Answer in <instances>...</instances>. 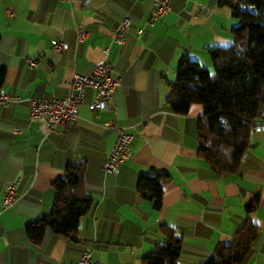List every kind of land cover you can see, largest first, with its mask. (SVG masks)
<instances>
[{"label":"crops","instance_id":"0c3cea01","mask_svg":"<svg viewBox=\"0 0 264 264\" xmlns=\"http://www.w3.org/2000/svg\"><path fill=\"white\" fill-rule=\"evenodd\" d=\"M169 4L168 12L150 21L153 0H0L1 93L63 97L74 71L87 73L104 60L120 78L114 109L83 105L76 118L47 136L31 120L26 101L0 106V264H75L84 249L91 250L96 264H141L163 241L161 225L181 235L176 264H200L246 219L259 234L244 264H264V131L251 130L236 173L218 175L197 151L201 105L192 104L186 114L166 106L182 57L209 69L207 48L228 45L238 19L218 0ZM125 15L131 24L118 44L111 38ZM77 24L88 34L80 41ZM60 41L67 47L55 50ZM93 97L88 89L86 99ZM107 122L132 135L131 156L117 173L103 168L116 137ZM78 161L87 165L92 208L81 217L74 239L49 230L33 243L25 225L51 212L52 182ZM151 170L169 174L159 210L137 190L139 176ZM16 177L19 197L3 208L5 184ZM255 197L257 206L248 211Z\"/></svg>","mask_w":264,"mask_h":264},{"label":"trees","instance_id":"16d2710c","mask_svg":"<svg viewBox=\"0 0 264 264\" xmlns=\"http://www.w3.org/2000/svg\"><path fill=\"white\" fill-rule=\"evenodd\" d=\"M239 22L231 28L232 40L225 46L207 48L213 72L187 55L180 60L174 79L169 82L166 106L176 114H186L192 104L202 107L198 119L197 151L216 174H233L249 146L251 128L264 120V0H218ZM5 68L0 67V92ZM87 165L68 163L62 175L52 182L51 212L25 225L29 240L39 244L46 231L75 238L79 221L93 206L85 187ZM168 172L151 170L141 174L137 190L162 205V186ZM255 197L246 209L257 206ZM163 241L141 258V264H176L181 235L175 228L161 225ZM259 234L255 223L246 221L227 243H218L212 255L200 264H244Z\"/></svg>","mask_w":264,"mask_h":264},{"label":"built area","instance_id":"2783aa9c","mask_svg":"<svg viewBox=\"0 0 264 264\" xmlns=\"http://www.w3.org/2000/svg\"><path fill=\"white\" fill-rule=\"evenodd\" d=\"M169 9V0H153L149 20L160 18ZM5 11L7 15L13 13L11 7L6 8ZM130 24L131 17L125 15L114 29L111 40L118 44L123 43ZM75 30L78 41L85 39L88 35L79 24L75 25ZM53 47L55 50L61 51L67 47V44L60 41L56 42ZM119 85L120 78L114 74L113 65L109 61L104 60L87 73L74 71L66 81L67 94L63 97L43 98L30 96L22 99L16 94L0 92V106L26 101L30 108L31 120L38 122L43 135L47 136L51 132L58 131L68 121L76 118L78 109L83 105H86L92 111L114 109L113 98ZM88 89H93L94 91V97L91 100L86 99ZM105 125L114 128L116 137L108 152L103 168L107 172L117 173L119 166L131 156L130 142L132 135L116 124L107 122ZM13 130L18 131V128L15 127ZM251 130L264 131V120L256 121ZM20 182L21 178L16 177L5 184L2 195L3 208L12 206L18 199ZM75 264H96L91 250L84 249Z\"/></svg>","mask_w":264,"mask_h":264},{"label":"rangeland","instance_id":"374dc122","mask_svg":"<svg viewBox=\"0 0 264 264\" xmlns=\"http://www.w3.org/2000/svg\"><path fill=\"white\" fill-rule=\"evenodd\" d=\"M238 22H239V20H238ZM206 56H208V55L206 54ZM208 58L210 59L209 56H208ZM210 62H211V61H210ZM209 71H210V72H213L212 66L209 68Z\"/></svg>","mask_w":264,"mask_h":264}]
</instances>
